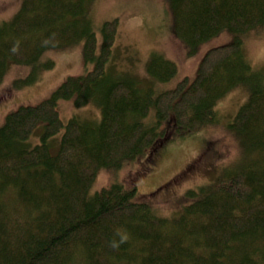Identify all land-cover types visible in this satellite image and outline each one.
I'll use <instances>...</instances> for the list:
<instances>
[{
  "label": "trees",
  "instance_id": "1",
  "mask_svg": "<svg viewBox=\"0 0 264 264\" xmlns=\"http://www.w3.org/2000/svg\"><path fill=\"white\" fill-rule=\"evenodd\" d=\"M94 1L20 0L0 21V83L11 65L31 69L16 87L31 82L53 66L49 51L79 41L85 66L0 124V264H264V74L244 57L240 38L264 26V0H168L171 32L190 54L222 29L233 39L206 50L193 79L159 92L109 70L118 20L101 24L98 43L89 24ZM146 71L158 82L178 74L158 53ZM241 85L246 100L223 120L218 103ZM62 100L75 107L93 102L100 117L63 122ZM38 124L40 142L24 148ZM207 125L233 135L240 156L187 188L177 216L138 199L135 180L88 193L99 170L139 165L148 150L150 163L157 147L159 153L172 137Z\"/></svg>",
  "mask_w": 264,
  "mask_h": 264
},
{
  "label": "rangeland",
  "instance_id": "2",
  "mask_svg": "<svg viewBox=\"0 0 264 264\" xmlns=\"http://www.w3.org/2000/svg\"><path fill=\"white\" fill-rule=\"evenodd\" d=\"M19 4L20 0H0V21L9 19ZM114 18L118 20V30L109 70L113 74L133 77L143 86L153 87L156 92L173 87L182 77L193 79L204 52L233 39L232 32L222 29L190 54L171 32L168 0H95L92 2L89 24L98 43L101 24ZM240 38L244 57L264 74V26L250 29ZM81 47L79 41L69 47L49 51L47 59L53 62V66L37 72L31 82L20 87L14 85L15 81L27 77L31 69L27 66L11 65L0 83V124L5 115L18 106L35 104L49 96L67 76L85 72ZM152 53L161 54L174 62L178 74L167 82L153 79L146 71V63ZM246 90L241 85L221 99L217 108L223 120H228L246 100ZM57 110L63 122L72 116L87 121L100 117L99 106L93 102L75 107L70 100H62L58 102ZM41 130L42 124H38L24 142V148L40 142ZM61 133L62 129L50 139L51 152L56 151ZM160 147L159 153L157 147L148 160L150 163L146 162L149 157L146 156L148 150L139 158V165L128 164L116 171L99 170L88 193L92 194L116 180L123 183L135 180L138 199L150 201L162 216H177L181 209L178 202L187 188L210 181L220 168L234 163L240 156V147L235 137L219 125H207L174 136ZM205 153L209 160L207 165L200 167L199 162L188 169L190 164H194ZM141 169L145 172H140Z\"/></svg>",
  "mask_w": 264,
  "mask_h": 264
}]
</instances>
